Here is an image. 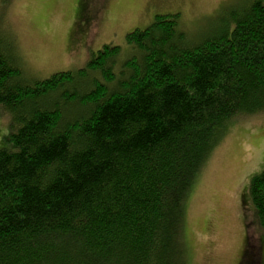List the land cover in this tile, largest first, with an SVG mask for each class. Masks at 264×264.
<instances>
[{
	"label": "trees",
	"instance_id": "16d2710c",
	"mask_svg": "<svg viewBox=\"0 0 264 264\" xmlns=\"http://www.w3.org/2000/svg\"><path fill=\"white\" fill-rule=\"evenodd\" d=\"M191 41L155 15L30 81L0 36V264H186V202L235 118L264 111V0ZM264 232V171L250 180ZM256 247L247 237L245 257ZM258 256L261 251H256Z\"/></svg>",
	"mask_w": 264,
	"mask_h": 264
},
{
	"label": "rangeland",
	"instance_id": "374dc122",
	"mask_svg": "<svg viewBox=\"0 0 264 264\" xmlns=\"http://www.w3.org/2000/svg\"><path fill=\"white\" fill-rule=\"evenodd\" d=\"M251 0H0V36L14 47L23 74L46 79L84 68L104 45L120 46L155 15L179 13L191 41L219 33L230 9ZM227 17V18H226ZM11 129L0 108V148ZM264 171V111L233 119L200 171L186 202V264H264L250 180ZM251 236L261 255L245 257Z\"/></svg>",
	"mask_w": 264,
	"mask_h": 264
}]
</instances>
